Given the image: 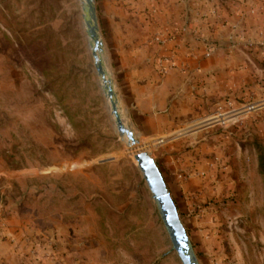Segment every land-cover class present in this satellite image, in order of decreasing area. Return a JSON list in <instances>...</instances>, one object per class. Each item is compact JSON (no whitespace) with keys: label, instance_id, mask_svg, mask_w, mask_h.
<instances>
[{"label":"rangeland","instance_id":"1","mask_svg":"<svg viewBox=\"0 0 264 264\" xmlns=\"http://www.w3.org/2000/svg\"><path fill=\"white\" fill-rule=\"evenodd\" d=\"M115 25V0H0V230L29 246L24 264H183L136 156L166 188L208 159L211 188L172 197L197 262L264 264V87L144 133Z\"/></svg>","mask_w":264,"mask_h":264},{"label":"crops","instance_id":"2","mask_svg":"<svg viewBox=\"0 0 264 264\" xmlns=\"http://www.w3.org/2000/svg\"><path fill=\"white\" fill-rule=\"evenodd\" d=\"M115 24V38L128 39V48L115 47L127 110L144 133L167 134L227 99L263 90L264 0H115ZM157 32L170 39L160 44ZM207 161L197 162L196 173L177 165L176 187L167 188L173 198H190L215 181L216 166ZM7 233L0 230V264L28 262L29 246ZM53 252L45 264L63 257Z\"/></svg>","mask_w":264,"mask_h":264},{"label":"water","instance_id":"3","mask_svg":"<svg viewBox=\"0 0 264 264\" xmlns=\"http://www.w3.org/2000/svg\"><path fill=\"white\" fill-rule=\"evenodd\" d=\"M129 136L132 138L133 134L129 132ZM136 158L143 165L150 182L155 186L154 196L183 264H199L193 254V247L190 243L188 234L181 223L177 206L170 191L167 190L165 182L156 165L154 163L145 164L143 161L144 157L140 154H138Z\"/></svg>","mask_w":264,"mask_h":264},{"label":"built area","instance_id":"4","mask_svg":"<svg viewBox=\"0 0 264 264\" xmlns=\"http://www.w3.org/2000/svg\"><path fill=\"white\" fill-rule=\"evenodd\" d=\"M168 39H170V36L165 37V36H164L163 34H161V33L158 34V35L156 36V40H158V42H159L160 44H164ZM227 103H228L229 105H231V106L234 104V102H233L232 100H230V99L227 101ZM249 108H256V107H255V105H250ZM234 110H235V109H233V110H232L231 112H229V113H232V112L237 113L238 111L240 112V110H238V111L235 110L236 112H235ZM234 113H232V114H234ZM227 114H228V113H227ZM238 114H239V113H238ZM225 115H226V114H225ZM222 116H224V114H222Z\"/></svg>","mask_w":264,"mask_h":264},{"label":"bare ground","instance_id":"5","mask_svg":"<svg viewBox=\"0 0 264 264\" xmlns=\"http://www.w3.org/2000/svg\"><path fill=\"white\" fill-rule=\"evenodd\" d=\"M133 148V147H132Z\"/></svg>","mask_w":264,"mask_h":264}]
</instances>
